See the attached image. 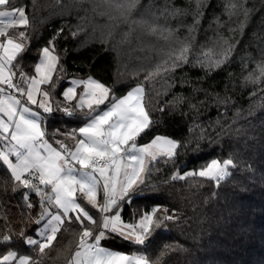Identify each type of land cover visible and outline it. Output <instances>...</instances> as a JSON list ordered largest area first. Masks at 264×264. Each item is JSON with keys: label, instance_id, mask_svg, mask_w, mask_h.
<instances>
[{"label": "trees", "instance_id": "1", "mask_svg": "<svg viewBox=\"0 0 264 264\" xmlns=\"http://www.w3.org/2000/svg\"><path fill=\"white\" fill-rule=\"evenodd\" d=\"M142 2L146 8L155 4L159 9L165 0ZM173 2L177 8L193 7L189 0ZM228 4L229 0L202 4L203 18L197 25L200 31L193 33L192 40L197 48L195 57L203 60L205 53L216 58L223 44L219 38L227 39L233 46L228 63L206 71L193 59L191 64L145 80L158 65L171 63L169 55L189 36L186 28L179 27V17L168 21L162 16L152 18L156 21L153 27L174 29L172 36L161 30L153 33L147 25L131 27L111 19L104 0H15L16 6L25 8L29 25L9 30L10 34L25 31L26 51L17 57L18 63L13 61V83L20 84L21 75H36L41 49L50 41L59 56L53 74L55 87L42 85L50 90L54 108L43 117L47 138L55 133L53 139H62L70 147L75 144L67 134L84 125L87 110H76V115L68 117L55 109L74 107L75 102L62 95L70 79L91 76L119 98L135 86L144 87V103L156 123L137 139L138 145L157 135L182 145L174 158L158 156L152 161L150 174L144 175V190L121 205L125 221L135 222L154 208L160 209L157 217L171 214L174 219L154 227L145 245H132L119 237L102 244L130 253L146 250L159 264H264V85L246 79L264 59V0H246L244 7L251 12L242 29V11L238 8L230 17ZM183 22L192 24V15ZM11 91L26 102L25 95ZM2 135L0 131V152L8 142ZM76 138H80L78 132ZM213 159H232L235 165L218 183L198 175L173 179L175 172H197ZM10 171L0 162V238L5 234L13 237L11 245L0 244V253L15 250L32 255L39 264H69L77 249L78 226L74 222L63 224L46 255L27 246L20 233L38 237L53 193L50 186L39 185L40 191L24 188ZM25 194L32 207L27 206ZM87 210L99 215L90 206Z\"/></svg>", "mask_w": 264, "mask_h": 264}, {"label": "snow or ice", "instance_id": "2", "mask_svg": "<svg viewBox=\"0 0 264 264\" xmlns=\"http://www.w3.org/2000/svg\"><path fill=\"white\" fill-rule=\"evenodd\" d=\"M189 2L193 5L191 9L177 8L173 0H165L163 7L158 9L155 4L146 8L142 0H104L109 17L119 19L131 27L147 25L153 33L161 30L174 36L175 30L166 25L162 29L159 26L153 27L156 21H152V18L162 16L168 21L179 17V27L186 28L189 33L185 41L169 55L171 63L165 61L164 65H158L145 75V80L191 64L193 59L206 71L219 69L229 62L233 46L223 37L219 38L223 44L216 58L209 57L207 53L203 60L195 57L197 48L192 44L195 39L193 33L200 31L197 28L203 18L200 6L206 4L207 0ZM245 3L246 0H240L239 3L229 0L227 6L230 17L236 14L238 8L242 11L245 20L239 24L241 29L251 12V9L244 7ZM188 15H192L193 22L185 25L183 20ZM0 25H3L0 27V85H7L8 89H14L26 96V103L12 96L0 100V114L7 117V120L0 118V131L9 134L11 141L15 142L8 152H0V162L6 165V170H11V177L26 189L40 191L39 185L50 186L53 196L49 199H54L56 205L63 209L62 215H55L48 221L46 231L50 234L41 233L42 241L25 237L21 232L23 242L30 248L37 249L38 254L46 255L45 250L50 249L57 240L61 226L74 222L78 226L79 240L69 264H159L158 258L153 259L146 250L125 253L101 246L102 241L113 237H119L132 245H145L154 227L158 228L164 221L174 219L171 214L157 217L156 213L160 210L158 208L142 213L135 222L125 221L121 215V205L127 204L132 195L144 190L145 180L141 177L145 173L150 174L151 168L148 165L156 161L158 155L174 158L178 154L177 149L182 147L178 141L160 135L147 144H137V139L148 134L156 123L145 106L144 87L137 86L119 98L114 95L110 97L112 90L92 77L73 81L62 95L66 101H75L74 107L57 106L55 111H62L64 115L72 117L77 114L76 110H87L84 113V125L67 134L75 140V144L70 147L62 139H53L55 133L45 139L48 134L41 126L44 119L40 112L34 111L28 105H35L43 113L54 112L50 90L42 91L41 85H49L50 89L55 87L53 74L59 64V56L54 54L55 44L50 41L48 46L41 49L42 58L35 66L36 75H21L20 84H14L12 77L15 73L12 69L16 65L13 61H17V57L26 51L23 43L25 31L10 35L9 29L15 26L27 28L29 18L25 8L16 6L15 0H0ZM246 79L254 85H264V59L256 64ZM25 80L28 84L27 90L21 87ZM78 87H82L79 96ZM4 91V88H0V92ZM37 96L40 97L39 100ZM106 101L110 102L109 105L101 109L100 106L105 105ZM77 132L79 139L76 138ZM3 138L8 139V136ZM49 140H53L58 147H54ZM10 155L15 156L17 163L9 159ZM230 166H235L232 159H213L198 172L187 175L206 177L218 183L230 175ZM121 173L124 180L117 188ZM173 179H184V176L177 175ZM34 180L38 183L34 184ZM100 188H103L102 203L98 204ZM24 199L27 206L32 207L26 194ZM87 206L96 209L99 215L91 214ZM164 211L167 212V209ZM12 240L11 234H5L0 238V244L11 245ZM0 264H39V260L29 254L8 250L0 253Z\"/></svg>", "mask_w": 264, "mask_h": 264}, {"label": "rangeland", "instance_id": "3", "mask_svg": "<svg viewBox=\"0 0 264 264\" xmlns=\"http://www.w3.org/2000/svg\"><path fill=\"white\" fill-rule=\"evenodd\" d=\"M3 10H8V9H3ZM0 27H3V25H1ZM54 54L57 55L56 53H54ZM41 58H42V55L40 56V58H39V60H38V63H39V61H40ZM90 77H91V76H90ZM87 78H88V77H87ZM87 78H80V79H76L75 81H77V80H81V79H87ZM92 78H94V77H92ZM94 79H95V78H94ZM96 80H98V79H96ZM98 81H99V80H98ZM100 82H101V81H100ZM69 86H71V85H69ZM69 86H67V88H68ZM67 88H66L64 91H66ZM41 89H42V91L45 90V89L42 87V85H41ZM81 92H82V87H78V88H77V94L79 95ZM111 96H112V95H111V93H110V97H111ZM37 99L39 100L40 97L37 96ZM106 103H109V101H106V102H105V105H106ZM105 105H101L100 108H102V107L105 106ZM34 106H35V105H34ZM32 108H33L34 111H38V112H40L42 117H45V116L48 115V113H43V110H42V109H38V108H36V106H35V107H32ZM2 136H3V135H2ZM3 137H4V136H3ZM45 139H47V138L45 137ZM10 143H11V142H10L9 139H8V145H10ZM158 156H159V155H158ZM158 156H157V158H158ZM149 165H150V164H149ZM149 165H148V166H149ZM82 171H84V170L82 169ZM198 171H199V170H198ZM198 171H197V172H198ZM228 171H229V169H228ZM190 172H194V170H189L187 173H190ZM187 173L183 174V173L177 171V172H175L174 176H177V175L184 176V175H187ZM110 175H111V173H110ZM144 175H145V174H144ZM144 175H142V177H141L142 179H144ZM174 176H173V177H174ZM123 180H124V176H123V173H121L120 177H119L118 180H117V184H116L117 188H119V184H120L121 182H123ZM102 194H103V188H100V189L98 190V204H99V203H102V199H101ZM62 214H63V209L59 208V206L56 205L55 200H53V201L50 203V206L47 207L46 220H44V221L42 222V224H41L42 226H41V228H40L39 231H38V233H39L38 237H31V238L36 239V240H38V241H42V240H43V236L41 235V233H43L44 235H48V234H50V232L46 231V225H47L48 221L51 220L53 216H55V215H62ZM52 223L54 224L55 221H52ZM101 246H103V247H107V248H110V249L115 250V251H121V250L114 249V248H112V247H110V246H108V245L102 244V243H101ZM76 250H77V249H76ZM76 250H75V251H76ZM136 251H137V250H136ZM136 251H132V252H136ZM122 252H124V251H122ZM132 252H131V253H132ZM74 253H75V252H74ZM125 253H130V252H125Z\"/></svg>", "mask_w": 264, "mask_h": 264}, {"label": "crops", "instance_id": "4", "mask_svg": "<svg viewBox=\"0 0 264 264\" xmlns=\"http://www.w3.org/2000/svg\"><path fill=\"white\" fill-rule=\"evenodd\" d=\"M0 26H1V25H0ZM9 30H10V29H9ZM9 34H10V33H9ZM10 35H11V34H10ZM0 39H2V38H0ZM18 42H20V41H18ZM76 79H80V78H72V79H70V82H69V84H68L67 86L72 85V82L75 81ZM12 80H13V82H14V77H12ZM5 86H7V85H0V88H4V89H5L4 92H0V100H2V99H6V98H8L9 96H12V97H15V98H17V99H20V100L22 101V103H26V102H24V100H22V98H20V97L18 96V94H16V92L11 91V89L5 88ZM135 87H137V86H135ZM135 87L131 88V90L134 89ZM23 88H24L25 90H27V88H28V84H27V82L24 84ZM66 88H67V87H66ZM78 96H79V95H78ZM122 97H123V96H122ZM122 97H120V98H122ZM25 100H26V96H25ZM73 102H75V101H73ZM75 103H76V102H75ZM28 106H29V107H35L34 105H28ZM105 107H106V105H105L102 109H105ZM0 118H3V119H5V120H7V117H6L4 114H0ZM41 126L43 127V125H41ZM4 136H8V139H9V141H10L11 143H10V145H8V142H6V145H5L4 149L1 150V152H8L9 149L11 148V146H12L15 142H14V141H11V139H10V135H9V134H5V133H4ZM46 138H47V136H46ZM8 139H7V140H8ZM47 139H48V138H47ZM49 143H52V141L49 140ZM148 143H149V142H148ZM145 144H147V143H145ZM143 145H144V144H143ZM53 146H54V147H58V146L55 145V144H53ZM12 157H14V155H10V156H9V159L12 160L13 163H17L16 158L13 159ZM77 167H79V166H77ZM79 195H80V193L78 192V193H77V198H78Z\"/></svg>", "mask_w": 264, "mask_h": 264}, {"label": "water", "instance_id": "5", "mask_svg": "<svg viewBox=\"0 0 264 264\" xmlns=\"http://www.w3.org/2000/svg\"><path fill=\"white\" fill-rule=\"evenodd\" d=\"M149 240H150V239H148V241H149ZM148 241H147V242H148ZM147 242H146V243H147Z\"/></svg>", "mask_w": 264, "mask_h": 264}]
</instances>
